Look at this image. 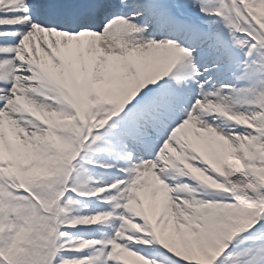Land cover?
Returning a JSON list of instances; mask_svg holds the SVG:
<instances>
[{"label":"snow or ice","instance_id":"obj_1","mask_svg":"<svg viewBox=\"0 0 264 264\" xmlns=\"http://www.w3.org/2000/svg\"><path fill=\"white\" fill-rule=\"evenodd\" d=\"M0 264H264V0H0Z\"/></svg>","mask_w":264,"mask_h":264}]
</instances>
